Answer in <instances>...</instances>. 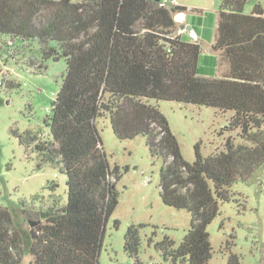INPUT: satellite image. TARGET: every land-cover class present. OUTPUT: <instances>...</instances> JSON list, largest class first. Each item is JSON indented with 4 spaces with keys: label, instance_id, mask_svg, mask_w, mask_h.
<instances>
[{
    "label": "trees",
    "instance_id": "1",
    "mask_svg": "<svg viewBox=\"0 0 264 264\" xmlns=\"http://www.w3.org/2000/svg\"><path fill=\"white\" fill-rule=\"evenodd\" d=\"M246 3L220 0L211 49L227 69L211 77L199 73L200 43L187 40L189 32L178 33L186 24L174 15L185 12L183 6L161 0H0V37L37 39L43 58L60 55L66 62L44 118L50 139L35 144L43 160L65 173L66 200L37 210L39 222L26 228L19 218L23 208L0 206V264H21L24 255L31 257L27 264H98L120 176L119 167L107 162L95 125L104 114L117 138L146 137L151 155L162 159V202L190 214L178 245L164 237L156 247L172 262L206 264L207 225L219 201L230 198L233 182L264 162V11L255 4L244 13ZM48 41L59 51L45 49ZM152 99L230 111L228 128L241 141L228 136L223 150L207 156L196 144L195 158L187 162ZM140 226L130 224L124 235V250L134 257ZM231 245L226 244L227 264H242Z\"/></svg>",
    "mask_w": 264,
    "mask_h": 264
},
{
    "label": "rangeland",
    "instance_id": "2",
    "mask_svg": "<svg viewBox=\"0 0 264 264\" xmlns=\"http://www.w3.org/2000/svg\"><path fill=\"white\" fill-rule=\"evenodd\" d=\"M252 1H247L246 11ZM177 14L174 20L182 23ZM47 48L59 51L54 41H48ZM209 50L215 53L217 70L211 77L221 76L227 64L218 52ZM53 57L54 54L43 58L37 39L21 42L0 37V206L23 208L26 213H19V218L25 228L39 222L34 215L37 210L66 200L65 173L60 165L43 160L44 154L35 148L39 141L50 139L44 118L51 112L66 70L64 57ZM151 103L166 117L187 162L194 160L196 144L207 156L223 150L228 136L234 142L241 141L237 131L228 128L230 111L170 100L152 99ZM95 125L109 166L117 165L120 170L115 181L118 202L105 223L98 264H185L165 258L156 247L164 237L178 245L190 226V214L184 208H174L161 200V157L151 155L144 135L117 138L107 114L96 118ZM229 193L228 200L219 201L218 212L207 225L211 255L206 264H227V242H231L230 249L240 256L242 264H262L264 162L246 178L233 182ZM29 221L35 223L31 225ZM130 224L141 225L135 257L124 250V235ZM30 260L29 255H24L21 264Z\"/></svg>",
    "mask_w": 264,
    "mask_h": 264
},
{
    "label": "crops",
    "instance_id": "3",
    "mask_svg": "<svg viewBox=\"0 0 264 264\" xmlns=\"http://www.w3.org/2000/svg\"><path fill=\"white\" fill-rule=\"evenodd\" d=\"M165 4H173L186 8L183 13L181 22L190 24L194 30L192 39L200 43L201 52L199 56V73L204 76L216 74V66L214 63L215 53H211V45L216 37V28L218 22V7L220 0H161ZM248 1V0H247ZM255 4H259L264 11L263 0H254L249 2L248 11L246 5L244 13H249ZM182 36H186L184 33ZM215 52V51H214Z\"/></svg>",
    "mask_w": 264,
    "mask_h": 264
},
{
    "label": "water",
    "instance_id": "4",
    "mask_svg": "<svg viewBox=\"0 0 264 264\" xmlns=\"http://www.w3.org/2000/svg\"><path fill=\"white\" fill-rule=\"evenodd\" d=\"M176 18H177L178 20H182V18H183V13H182V12H179V13L176 15ZM184 29H185L186 31H188V32L190 33L191 36H193V35L195 34V33H194V30L191 28V25H190V24H186L185 27H184ZM33 223H35V222H31L30 224L33 225Z\"/></svg>",
    "mask_w": 264,
    "mask_h": 264
},
{
    "label": "built area",
    "instance_id": "5",
    "mask_svg": "<svg viewBox=\"0 0 264 264\" xmlns=\"http://www.w3.org/2000/svg\"><path fill=\"white\" fill-rule=\"evenodd\" d=\"M184 31H186L185 29H179L178 30V33L180 34V33H182V32H184ZM189 35H190V33H189ZM191 36V35H190Z\"/></svg>",
    "mask_w": 264,
    "mask_h": 264
}]
</instances>
